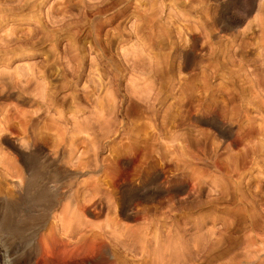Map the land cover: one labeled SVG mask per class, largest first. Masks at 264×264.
Masks as SVG:
<instances>
[{"label":"rangeland","instance_id":"374dc122","mask_svg":"<svg viewBox=\"0 0 264 264\" xmlns=\"http://www.w3.org/2000/svg\"><path fill=\"white\" fill-rule=\"evenodd\" d=\"M0 130L10 264H264V0H0Z\"/></svg>","mask_w":264,"mask_h":264},{"label":"bare ground","instance_id":"6f19581e","mask_svg":"<svg viewBox=\"0 0 264 264\" xmlns=\"http://www.w3.org/2000/svg\"><path fill=\"white\" fill-rule=\"evenodd\" d=\"M6 131H2L0 130V133H4L3 135H5ZM2 134H0V143L3 145V143L5 145H13L14 143L12 141H10V139H7L5 136H3ZM8 136V135H7ZM20 144V143H19ZM26 146V145H25ZM19 147V146H18ZM23 149V148H22ZM14 259V258H13ZM11 260L9 259V256L6 255L5 253H0V264H10Z\"/></svg>","mask_w":264,"mask_h":264}]
</instances>
